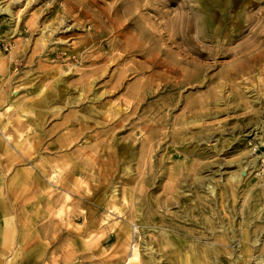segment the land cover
I'll return each mask as SVG.
<instances>
[{"label": "rangeland", "instance_id": "rangeland-1", "mask_svg": "<svg viewBox=\"0 0 264 264\" xmlns=\"http://www.w3.org/2000/svg\"><path fill=\"white\" fill-rule=\"evenodd\" d=\"M261 143L264 0H0V264H122L133 245L148 264L146 244L166 257L161 231H199L165 203L171 175L184 200L204 195L194 176L213 183L220 235L243 197L259 205L245 218L263 241Z\"/></svg>", "mask_w": 264, "mask_h": 264}, {"label": "bare ground", "instance_id": "bare-ground-1", "mask_svg": "<svg viewBox=\"0 0 264 264\" xmlns=\"http://www.w3.org/2000/svg\"><path fill=\"white\" fill-rule=\"evenodd\" d=\"M72 11H73V9L66 11V15L69 17L71 15ZM181 21H183V20H181ZM184 21H186V19H184ZM171 23L172 22H169L166 25H164V28H169V30L171 28V29L175 30L174 31L175 34H177L176 30H181L180 34L184 40L186 33H185V30L183 29V27H180L179 24L176 25L174 23L175 25H172ZM185 23H184V26H185ZM152 24H153V22H152ZM181 25H182V23H181ZM189 30H186V31H189ZM168 31H166L168 33L167 38L169 40L170 39L173 40V38L176 37L175 34L173 32H171V34L169 35ZM188 34H189V32H188ZM162 38H163V36H162ZM196 42H197V40H196ZM181 43H182V41H181ZM186 43L188 44L189 42H186ZM117 45H118V43H117ZM133 45L137 48L136 44L133 43ZM191 45H194V44H191ZM196 45H198V44H196ZM141 48H142V46L138 47L139 50ZM122 49L132 51L133 46L125 45L124 47H122ZM163 49H165V48H163ZM212 49H213V47H212ZM139 50L138 51L136 50V51L140 52ZM198 53H200V52H198ZM155 54L151 55L150 58H148L145 61L149 65V68H152L154 65H156L157 61L159 60V57ZM176 54H177V52H176ZM178 56H179V54H178ZM173 63H174V61H170V62L167 61L166 63H164V62L159 63V65L165 66V68H166L163 74H167V72H172L171 69L174 70ZM172 76H174V75H172ZM175 77H177V76H175ZM261 144L264 145V143H261ZM257 165H258V163H256L255 161H253V160L249 161V162H247L245 168H243V171H245L247 169L248 170L249 169H251V170L256 169ZM242 167H244V166H242ZM204 169H205V167H203V166L200 167L201 171ZM243 171L239 174L231 173V175L228 177L229 181H231L233 185L235 183L236 184L239 183L240 182L239 180L241 179ZM183 178H184L183 181H180L178 184H175L176 183L174 181L175 178L173 175H171V178H170L171 181L168 182L170 185L168 184V186L171 187L174 185L175 187H177L176 190H178V191H175L174 193H172L171 196L165 201V203L166 204H171V203L177 204L182 211L183 216L181 215V217L183 219H186L187 222L189 221L191 224H193L195 227H197L199 229V231H197V230H182L181 228H178V227H173L172 229L169 228L168 230L170 232H166L164 230L161 231L160 239L158 242V245L161 248L159 251L162 252L163 249H168V248H170V250L165 254L166 257L161 256L160 259L157 260L154 257L156 251H154V249L150 245H147L145 243L146 245H145L143 251L145 252L146 255L149 256L148 264H153V263L154 264H167V263H170V264H220V260H222V261L227 260L226 262H228V260H229L228 258H230V257L235 259L234 264H264V240L263 241L261 240V237H263V236H261V232L263 231V229H261L256 224L257 223L256 220H258L257 218H253L252 221H246V218H245L246 214L248 212L252 217H254V215H256L257 213L260 214L261 213V207L259 205H254L253 209L248 211L249 207L244 205V203H248L249 201L245 200L246 196L243 197L242 198V204H241L240 210L238 212V217L240 219V222H239L238 227H237V233L233 234L232 236L231 235L228 236L227 233L233 232V231H232V229H225L221 232V235H220V222H221L220 221V209L218 208V206H216V196L212 195L214 193L213 183H211L209 180L206 181L205 178L201 177L199 174L197 176H194L192 178L193 188L194 187L197 188L199 186V189H202L204 191V195L199 196L197 193H195V199L189 198L188 200H184L182 198V196H184V192H185V191H183V189L186 187L185 181H184V180H186L185 179L186 177L183 175ZM178 187H179V189H178ZM170 193H169V195H170ZM207 199H210L209 202L211 203V207H212V210L208 216L206 215V213H208V212H206V209L203 206V202H206ZM186 201H188L189 203L194 201V205L193 206L190 205L191 208L188 207L186 209V204H187ZM191 209L192 210L195 209V211H196V218H197L196 221H193V219H188L189 217H188L187 212L188 211L190 212ZM128 239L129 238H128V232H127L126 236H125L124 246L121 250L122 253H124V251H125L124 248H126V245H127L126 242L128 241ZM205 241H211L212 245H215V247L214 246L211 247L210 244L205 243ZM260 241H262V242H260ZM235 242H237V244H239L238 254H236L235 249L231 247L232 244ZM131 247H132L131 248L132 250H131L130 256L129 257L125 256L122 264H137L139 262L140 253H139L137 246L133 245ZM222 251L224 252L225 255L221 254ZM158 255H160V254H158ZM161 259H163V261Z\"/></svg>", "mask_w": 264, "mask_h": 264}]
</instances>
